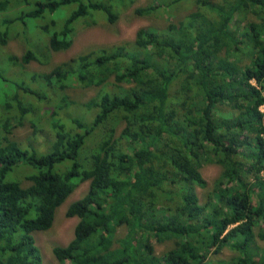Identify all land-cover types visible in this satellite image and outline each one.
<instances>
[{"label":"trees","instance_id":"trees-1","mask_svg":"<svg viewBox=\"0 0 264 264\" xmlns=\"http://www.w3.org/2000/svg\"><path fill=\"white\" fill-rule=\"evenodd\" d=\"M134 1L0 0V45L16 27L25 37L32 26L49 51L65 50L80 24L113 23ZM181 1L193 9L165 31L140 28L133 41L32 75L55 88L70 79L100 86L82 104L96 110L90 121L71 114L63 122L50 110L52 140L38 148L35 135L13 139L2 115L0 264H48L34 232L50 229L57 208L87 180L65 213L78 218L73 238L52 248L59 262L264 264V0H156L135 11L167 12ZM26 46L20 58L10 55L13 63L36 58L39 47ZM14 101L6 105L20 109V124L27 107ZM209 163L221 172L203 202L196 187L206 186L200 170ZM17 168L28 169L16 176L23 183L7 178ZM153 237L173 244L156 255ZM226 247L235 253L228 263L217 257Z\"/></svg>","mask_w":264,"mask_h":264},{"label":"rangeland","instance_id":"rangeland-1","mask_svg":"<svg viewBox=\"0 0 264 264\" xmlns=\"http://www.w3.org/2000/svg\"><path fill=\"white\" fill-rule=\"evenodd\" d=\"M153 2L155 3L156 0H135L131 6L125 8L120 13L118 19L113 23H107L103 18H100V20L90 26L80 24L77 27V32L71 46L65 50L49 51L46 48V39L41 37L39 39L38 32H35L32 26H29V29H25V34H28L25 37L30 38L29 41H26L24 35H22V31L24 32L22 27H16L12 32L14 38L12 37L6 44L0 45V120L6 118L2 117L4 113L8 114V118L10 119L8 127L13 129L12 138L24 142L35 135V146L44 148L46 142L48 143V140H52L51 134L53 130L51 125L53 119L50 115V110H54L55 108L59 110L63 118L66 117L62 120L63 122L68 120L66 115L71 114L84 115L88 121L93 119L96 110L87 109L82 104L95 96L101 89L100 86L83 88L78 86L75 80L70 79L63 88H58L59 86L55 88L54 86H48L46 81L40 77L32 75L49 72L56 65L69 61L83 52L98 48H110L116 44L133 41L140 28H146L151 31H165L168 23H178L193 9L191 3L181 1L177 5L168 7L167 12L161 10L145 15L136 13L135 10L138 6H146ZM233 22L232 24L238 23L237 21ZM241 23H245V20ZM27 42L32 43L33 47L35 45L39 49L42 48V55L39 49L33 48L36 58L31 59L26 64L13 63L10 60V55L20 58L28 50L26 46ZM109 81H113L112 76H110ZM123 84L126 86L131 85L129 83ZM17 86L37 90L40 93V98L36 99L34 95L29 94L24 89H17ZM261 91L263 93L264 89H261ZM18 97L19 102L27 107V110L23 113L22 120L19 121L20 124H18V119L16 118L19 117L20 109L15 105H6L7 103L9 105L15 104L14 100ZM63 98L74 101L75 104H71L68 108L63 107L62 105L65 104ZM261 109L264 112V105L261 106ZM121 127L120 124L118 132ZM91 145H94V143H91ZM27 170V168H17L7 178L18 180L16 176L21 175L22 178L25 177ZM200 171L206 180V186L203 188L196 187V191L204 202V198L213 191L214 183L221 172V166L209 163L203 165ZM18 181L23 183L26 180L19 179ZM88 186V180L78 184L66 201L57 208L50 229L34 232L36 244L40 249L43 262L48 264H68V262H59L53 255L52 248L56 245L65 246L73 238V231L78 218L67 217L65 214L66 209L72 201L86 193ZM257 230V228L254 229L255 232ZM123 233V227L116 229V237L122 236ZM151 241L156 255H161L173 244L169 240L159 243L154 237L151 238ZM258 241L259 246L264 247V241ZM234 254V252H231L226 247L217 257L228 263V259Z\"/></svg>","mask_w":264,"mask_h":264}]
</instances>
